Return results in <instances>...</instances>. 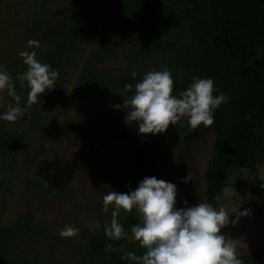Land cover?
<instances>
[{
	"label": "trees",
	"instance_id": "1",
	"mask_svg": "<svg viewBox=\"0 0 264 264\" xmlns=\"http://www.w3.org/2000/svg\"><path fill=\"white\" fill-rule=\"evenodd\" d=\"M30 1L32 5L22 1L14 8L18 10L13 13L17 15L13 27L19 32V52L31 51L27 41L38 40L36 58L58 72L54 88L46 96L66 89L70 69L75 70V88L69 91L70 97L91 102L114 96V103L121 105L119 92L131 93L125 91L124 85L140 81L148 71L167 68L173 79L172 94L177 96L193 77L211 78L214 89L223 92L229 101L213 112L214 122L210 126L214 141L204 172L205 202L217 207L216 198L227 186L230 175L253 173L264 159V0H110L114 19L104 21L108 23L106 31L97 37L94 48L85 56L78 55L76 46L93 38L108 0ZM95 4L101 8L96 10ZM22 11H28L24 18ZM11 52L6 55L5 61L11 66L6 71L21 97L19 103L27 111L15 122L0 120L1 205H5L12 189V174L23 142L42 129L48 108L39 101L27 104L29 89L17 79L26 66L22 57ZM158 56L160 60L155 61ZM109 61H122L124 67L107 66ZM133 70L135 81L131 76ZM218 92L214 91L213 95ZM12 102L4 93L0 112ZM120 110L124 113L123 107ZM135 127L133 131L127 129L123 134L111 136L115 142H127L131 158L120 192L135 189L145 171L158 165L170 169L176 160L175 147L170 148V142L161 140L159 134L140 136ZM192 130L187 118H182L175 125L170 124L165 132L176 135ZM83 135L91 140L93 133ZM35 187L43 191L40 181ZM67 191L64 188L50 196ZM250 192L264 206L256 185ZM30 219L28 214H23L12 226L0 225V264H43L45 252L60 251L59 238L48 240L39 227L31 226ZM110 219L111 212L97 228L76 226L85 244L78 255L83 264H129L127 259H121L122 252L143 253L138 244L128 247L130 238L113 241L104 236V226ZM118 219L129 234L131 227L140 222L135 209L128 213L121 211ZM106 243H111V251H105ZM239 258L242 264H264V244L250 253L239 254Z\"/></svg>",
	"mask_w": 264,
	"mask_h": 264
},
{
	"label": "rangeland",
	"instance_id": "2",
	"mask_svg": "<svg viewBox=\"0 0 264 264\" xmlns=\"http://www.w3.org/2000/svg\"><path fill=\"white\" fill-rule=\"evenodd\" d=\"M22 1L32 5L30 0H0V65L4 70L11 67L5 61L7 54L12 51L11 55L19 56L21 41L17 38V27H13L17 16L13 13ZM94 1L100 3L101 0ZM95 5L96 10L101 8ZM112 11L108 0L93 38L87 44L76 46L78 55L85 56L94 48L97 37H101L108 26L104 21L114 19ZM22 13L24 18L28 11ZM154 60H160L159 56ZM106 64L124 67L122 61ZM74 76L75 70L70 69L66 89L51 96H46L49 90L42 94L41 103L48 107L45 110L46 119L42 129L31 140L23 142L12 174V189L5 205L0 204V225L12 226L23 214H28L31 226L39 227L48 240L59 238L57 247L60 251L45 252L43 264H83V260L78 258L85 245L80 240V232L74 237L62 238L59 231L69 224L83 229L102 225L112 210L111 205L107 212L102 210L103 196L112 190L120 192L131 161L127 142H115L111 136L123 134L127 129L135 130V123L126 125L124 113L112 108L114 96L96 98L91 102L70 97L69 91L75 88ZM118 95L122 100L129 96L124 92ZM72 125L77 128H70ZM90 132L93 133L91 140L83 135ZM159 138L170 142V148L175 147L176 160L170 169L158 165L154 170L145 171L141 178L156 176L176 184L177 208L205 202L204 172L214 141L211 126L205 128L200 125L198 129L176 135L164 132L159 134ZM185 178L187 182L182 185ZM38 181L43 191L35 187ZM254 185L264 202V159L256 165L253 173H232L227 186L216 198L217 208L224 205L230 215V223L221 231L235 240L241 255L264 244V206L250 192ZM64 188L68 189L65 194L50 196L52 192ZM185 200L187 205L183 203ZM244 209H249L250 214L240 216L239 211ZM133 244L137 242L130 240L128 247Z\"/></svg>",
	"mask_w": 264,
	"mask_h": 264
},
{
	"label": "clouds",
	"instance_id": "3",
	"mask_svg": "<svg viewBox=\"0 0 264 264\" xmlns=\"http://www.w3.org/2000/svg\"><path fill=\"white\" fill-rule=\"evenodd\" d=\"M27 44L32 50L19 52L26 68L17 74V79L29 89L26 102L30 105L41 102L42 94L54 88L58 72L36 58L35 49L40 47L38 40L30 39ZM131 76L135 81V70ZM124 89L131 90L130 95L122 100V105L113 104L112 108L123 107L126 125L135 123L140 136L162 134L170 124L175 125L182 118H187L192 129L199 125L207 128L214 122L215 109L229 101L228 96L214 89L211 78L193 77L185 90L178 96L173 95V79L167 68L148 71L140 81L125 84ZM214 91L218 94L213 95ZM4 93L13 102L0 112V120L15 122L27 107L19 103L21 97L15 91L13 79L0 65V98ZM176 196L177 185L156 176H145L135 189L112 190L103 196L102 210L107 212L109 205L112 208L110 222L103 229L104 236L113 241L130 238L144 250L140 255L122 252L121 259H127L129 264H242L235 240L221 231L230 223L226 207L199 202L177 208ZM183 203L187 205L186 200ZM133 209L140 222L131 227L129 234L124 231L118 214ZM239 213L245 216L250 211L244 209ZM78 232L76 226L69 224L59 231V236L70 238ZM111 249V243H106L105 251Z\"/></svg>",
	"mask_w": 264,
	"mask_h": 264
}]
</instances>
